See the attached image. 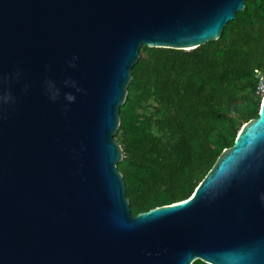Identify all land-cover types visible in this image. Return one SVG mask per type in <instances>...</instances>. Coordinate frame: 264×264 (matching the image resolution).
I'll return each instance as SVG.
<instances>
[{
	"label": "water",
	"instance_id": "water-1",
	"mask_svg": "<svg viewBox=\"0 0 264 264\" xmlns=\"http://www.w3.org/2000/svg\"><path fill=\"white\" fill-rule=\"evenodd\" d=\"M244 1L0 0V264H264V93L189 197L136 215L114 138L141 46L216 40Z\"/></svg>",
	"mask_w": 264,
	"mask_h": 264
},
{
	"label": "trees",
	"instance_id": "trees-1",
	"mask_svg": "<svg viewBox=\"0 0 264 264\" xmlns=\"http://www.w3.org/2000/svg\"><path fill=\"white\" fill-rule=\"evenodd\" d=\"M244 5L218 39L195 49L141 46L114 136L132 215L189 197L240 127L257 117L264 0Z\"/></svg>",
	"mask_w": 264,
	"mask_h": 264
},
{
	"label": "built area",
	"instance_id": "built-area-1",
	"mask_svg": "<svg viewBox=\"0 0 264 264\" xmlns=\"http://www.w3.org/2000/svg\"><path fill=\"white\" fill-rule=\"evenodd\" d=\"M255 73L257 74V77H258L256 93L259 95H263L264 93V74H262L261 71L258 69H255Z\"/></svg>",
	"mask_w": 264,
	"mask_h": 264
},
{
	"label": "clouds",
	"instance_id": "clouds-1",
	"mask_svg": "<svg viewBox=\"0 0 264 264\" xmlns=\"http://www.w3.org/2000/svg\"><path fill=\"white\" fill-rule=\"evenodd\" d=\"M72 66H75V65H72ZM48 83H51V82H48ZM65 83L67 84V83H69L68 81H65ZM72 85H73V87H75V82H72ZM77 91H81V89H79V88H77ZM58 95V94H57ZM3 98H4V102H7V101H10V100H12V97L11 96H7V95H5V96H2ZM57 98V96H53L52 97V99H56ZM66 99L68 100V101H70V102H72V101H74L75 100V97L72 95V94H67L66 95Z\"/></svg>",
	"mask_w": 264,
	"mask_h": 264
}]
</instances>
